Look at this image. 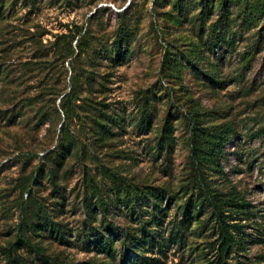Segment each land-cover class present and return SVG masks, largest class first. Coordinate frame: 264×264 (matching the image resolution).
<instances>
[{
	"label": "rangeland",
	"instance_id": "obj_1",
	"mask_svg": "<svg viewBox=\"0 0 264 264\" xmlns=\"http://www.w3.org/2000/svg\"><path fill=\"white\" fill-rule=\"evenodd\" d=\"M88 2L0 0L4 71L34 54L36 46L26 41L27 31L47 43L81 26L89 32V45L98 48L110 47L117 31L127 29L130 38L120 65L109 66L101 57L94 60L91 75L96 88L82 79L77 113L68 123L75 139L60 163L61 109L58 116L39 97L21 108L18 103L10 112L12 84L0 75V264H50L51 258L61 264H109L95 251L83 249L82 242L92 233H106L108 224L134 231L139 225L136 213L148 221L157 198L166 214L155 211L160 222L152 231L167 239L176 209L185 199L181 186L193 171L188 117L196 103L206 125L230 128L219 167L202 163L206 179L218 190L235 187L255 213V220L245 222L251 239L245 252L229 262L257 264L264 256V33L259 31L264 13L257 14L255 23L247 18L260 0ZM100 6L108 9L94 13ZM218 20L220 31L213 30ZM51 54L21 82L18 88L25 95L44 94L57 83L66 91L71 86L69 58L61 67ZM92 106L104 108L117 120L111 126L115 134L108 139L95 136ZM41 109L53 114L56 122H40ZM143 114L149 123L142 122ZM45 134L48 139L42 144ZM86 175L93 180L91 186ZM100 201L108 204V212L89 209L88 203ZM134 201L141 209L132 213L126 205ZM46 220L61 222L69 244L53 238ZM193 231L188 230L190 246L214 237L209 228L201 234ZM23 235L30 246L19 240ZM10 244L8 259L4 251ZM158 256L161 264H198L188 245H169L165 255Z\"/></svg>",
	"mask_w": 264,
	"mask_h": 264
},
{
	"label": "trees",
	"instance_id": "obj_2",
	"mask_svg": "<svg viewBox=\"0 0 264 264\" xmlns=\"http://www.w3.org/2000/svg\"><path fill=\"white\" fill-rule=\"evenodd\" d=\"M96 0H89L88 4H94ZM228 2V0H226ZM225 2V3H226ZM241 2V0H237ZM221 6V5H220ZM225 5L222 3V8ZM128 7H125L126 10ZM204 8V6H203ZM227 8V7H226ZM247 6L242 7V10H247ZM108 7H98L94 13L106 11ZM222 10V9H221ZM223 11V10H222ZM264 13V0H260V4H257L255 10H252L250 17L247 21L255 23L257 14ZM1 14V12H0ZM120 15L121 12L116 13ZM222 13H220V16ZM214 29H221L222 24L220 20L213 23ZM127 30V29H125ZM125 30L122 32L117 31V34L113 36L110 47L103 45L102 47H93L88 43L89 32L85 30L83 32L82 27H75V30L69 34L55 35V39L51 42L43 43L41 39H35L36 34L30 31L25 32L26 38L29 43L35 47L34 54L28 57L25 61H18L13 65L14 67H6L0 69V75H3V79H7L12 86L9 93V98L12 100L10 105L14 111L19 103L20 108L31 104V99H37L41 97L40 101L44 104L52 105V111L58 116V108L61 109L64 120L60 124L59 132V149L58 155L59 161L69 153L71 144L75 139L74 134H71L68 126L69 121L75 117L77 113L76 101L79 99V86L82 79L85 80V84L91 89L96 88V78L91 68L95 67L94 60L96 58L105 59L107 64L112 67H116L121 64L130 42V38ZM260 34L264 33V27L260 30ZM40 36L43 33L39 34ZM221 39V35H218ZM74 41V43H73ZM220 41V40H218ZM52 53V57L55 62L60 63L61 67L63 62L69 58L71 63V70L73 75L71 76V86L66 91L63 85L57 83V85L48 88L44 94L29 95L24 93L23 90H19L21 82L26 80V77L30 78L32 69L40 68L44 62L49 60L48 55ZM103 55L100 56V54ZM79 64V65H78ZM60 67V69H61ZM4 72V73H3ZM59 84V85H58ZM61 95V96H60ZM60 96L58 104L55 103V97ZM84 98L83 100H86ZM100 104V103H98ZM197 103L194 109L191 110L188 117L189 124V147H190V165L193 171H189V179L186 184L181 186L184 194V201L176 209V215L174 216L175 222L170 229L168 238L164 236L154 235L155 231H152L155 225L160 222L155 211H163L166 214V209L161 206V201L154 200L152 206L153 213L148 221L142 220L139 213H136V221L138 227L134 231L115 229L110 224L104 228L106 233H92L91 239H86L82 242V248L86 251H95L97 256H101L102 260L105 259L108 263L116 264L117 257L119 256L118 264H161L159 255H165L166 248L169 245L175 244L181 248H185L188 245L190 251L196 254L198 264H230L229 259L231 256L238 254L243 255L241 252H245L246 245L250 242L249 235L244 231L247 225V221L255 220V213L250 203L241 195V193L235 188L230 187L228 190H218L210 184V181L206 179L205 172L202 170V163L219 167L220 156L222 154V147L228 136L229 127L225 125H206L201 120V113L197 108ZM101 106V105H100ZM93 107V106H92ZM96 111L92 114V120L94 121V129L96 138L99 140L108 139L114 135L111 126L117 124L115 117L104 108L93 107ZM40 111V109L38 110ZM41 115H39V121L47 123L48 125L56 122V118L53 114H48V111L41 109ZM142 122L144 124L149 123V118L144 114L142 115ZM166 131V130H165ZM168 132V131H167ZM48 137L46 134L43 137L44 144ZM61 147V148H60ZM220 170V169H216ZM87 181L91 186L93 183L92 178L86 175ZM161 190L153 192V196L157 197ZM131 199V198H130ZM98 202V201H97ZM130 203V202H129ZM126 204V203H125ZM99 205V206H98ZM98 205L88 203L91 206L89 209L97 210L103 214L108 212L109 206L107 203L100 201ZM139 203L136 201L130 205V212L134 213ZM141 206V205H139ZM127 207V208H129ZM94 208V209H93ZM47 221V220H46ZM48 222V223H47ZM44 226H49L50 232L53 233V238L62 244H69L66 237L64 227L61 222L47 221ZM150 223L148 226L147 224ZM42 229H44L41 226ZM40 228V229H41ZM205 228L213 230L214 237H207L203 243L190 246L187 243L188 230H194L193 232L203 233ZM91 230V229H90ZM116 230V231H115ZM23 245L30 246V239L26 236L19 238ZM122 245V250L118 249V245ZM13 244L9 245L7 251H4L7 258L10 259V249ZM149 253V255H145ZM56 260V259H55ZM51 258L50 264H61L59 261H55ZM264 261V256L259 259ZM54 261V262H53ZM47 263V261H46ZM107 263V262H106ZM88 264H96L95 262H88ZM236 264H242L236 262Z\"/></svg>",
	"mask_w": 264,
	"mask_h": 264
},
{
	"label": "built area",
	"instance_id": "obj_3",
	"mask_svg": "<svg viewBox=\"0 0 264 264\" xmlns=\"http://www.w3.org/2000/svg\"><path fill=\"white\" fill-rule=\"evenodd\" d=\"M4 161H6V159Z\"/></svg>",
	"mask_w": 264,
	"mask_h": 264
}]
</instances>
